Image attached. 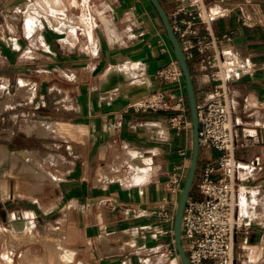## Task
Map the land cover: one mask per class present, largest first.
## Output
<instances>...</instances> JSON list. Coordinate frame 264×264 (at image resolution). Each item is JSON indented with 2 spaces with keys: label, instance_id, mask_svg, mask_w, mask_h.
Wrapping results in <instances>:
<instances>
[{
  "label": "crops",
  "instance_id": "0c3cea01",
  "mask_svg": "<svg viewBox=\"0 0 264 264\" xmlns=\"http://www.w3.org/2000/svg\"><path fill=\"white\" fill-rule=\"evenodd\" d=\"M29 1L23 27L0 25V57L16 61L17 77L39 71L46 79L56 71L57 79L52 86L39 81L36 91L42 107L35 114L15 112L11 117L22 123L10 131L6 143H0L5 148L0 150V162L10 158L8 181L16 189V183H24L30 195L43 194L47 200L43 218L56 210L57 220L72 222L80 231L83 248L65 246L75 250L69 262L49 244L63 264H183L174 221H162L159 213L175 216V197L167 183L175 169L181 173L190 165L192 129L173 130L169 125L173 110L132 107L145 95L166 90L184 97L189 108L185 85H164L155 74L175 59L156 9L150 0ZM160 1L169 15L174 0ZM209 7L220 48H235L256 64L254 75L231 83L230 92L239 121L237 134L250 131L260 138L253 147L238 148L236 156L244 163L259 157L260 173L264 0H209ZM45 15L48 23L43 21ZM23 60L25 67L19 66ZM201 62L199 53L188 62L197 101L208 99L213 88ZM52 92L54 100L49 99ZM180 150H186V156ZM216 154L213 149L202 150L199 160ZM36 183L42 186L37 188ZM43 183L46 187L52 183L51 189ZM246 213L251 219L256 212ZM21 216L32 219L36 229V215L21 212ZM81 250L84 259L78 258ZM234 250L235 264H264V217L236 235Z\"/></svg>",
  "mask_w": 264,
  "mask_h": 264
},
{
  "label": "built area",
  "instance_id": "2783aa9c",
  "mask_svg": "<svg viewBox=\"0 0 264 264\" xmlns=\"http://www.w3.org/2000/svg\"><path fill=\"white\" fill-rule=\"evenodd\" d=\"M169 21L187 61H195L197 53L207 69V80L213 83L208 99L197 101L200 151L213 149L216 155L199 160L191 194L184 215L183 243L191 264H235V237L251 228V222L241 217L239 207L244 195L242 183L254 179L262 167L256 157L244 163L236 156L238 148H250L260 143L256 133L245 131L239 137L238 119L234 117L231 83L252 76L256 64L235 48L222 49L216 34L209 0H174ZM245 14L243 13V18ZM164 85H184L181 69L175 59L156 70ZM132 107L139 111H170L169 125L177 133L192 129L189 108L184 97L174 92L157 90L145 95ZM186 156V150H180ZM181 173L174 170L167 187L175 197L177 207L184 186ZM164 222L174 221V214L159 213Z\"/></svg>",
  "mask_w": 264,
  "mask_h": 264
},
{
  "label": "rangeland",
  "instance_id": "374dc122",
  "mask_svg": "<svg viewBox=\"0 0 264 264\" xmlns=\"http://www.w3.org/2000/svg\"><path fill=\"white\" fill-rule=\"evenodd\" d=\"M30 3L32 2L29 0H0V25L7 27V24H9L11 27H23L25 12ZM38 17L42 19V16ZM43 21H48L46 15ZM6 34H8L7 30ZM1 36L3 34H0V38ZM15 64L16 61L13 62L10 59L0 57V143H6L10 131H16L17 128H20V123L22 122L19 120L16 123L11 119L15 112L31 115L41 109L40 92L39 90L38 92L36 91L41 87L39 81L41 79L49 81V86H52L57 79L56 71L49 78H46L48 80L41 78L39 71H33L31 74L17 77L13 70ZM19 64L21 67L26 66L24 65V60L20 61ZM27 70H34V68ZM53 79L55 80L54 82ZM53 92L49 96L51 100L55 99ZM43 95L47 103L48 97L46 94ZM37 103H39V108L35 109ZM188 170L189 165L187 164L181 172V178L184 181ZM9 176L8 174L6 180L10 179ZM7 183L9 184L6 185V189L9 194L3 197L5 200L0 199V264H63L59 260L56 250L50 245H54L61 250L60 255L62 259H65V262L71 261L75 255V250L65 246L79 249L82 246L81 248H83L80 231L76 229L72 222L62 219L57 220L56 210L52 211L53 214L48 219L43 218L42 215L45 213L47 203V200L42 197L43 194L30 195L28 193L29 189L25 187L24 183H16L17 189L15 184L14 188L11 189L10 182L8 181ZM44 184L46 183H43V186ZM47 184L48 186L46 187L45 185L44 187L51 189L52 183ZM247 184H256L257 186L251 187ZM241 190L245 196L244 199L250 194L258 201L255 205L257 211L254 218H248L249 221L252 222L264 217V167L263 171L255 175L254 179L242 183ZM13 191L14 195L12 196ZM16 194L17 196L14 197ZM31 197L33 198L31 199ZM245 201L243 200V202ZM241 206L239 207L241 217H248ZM15 210H19L17 214L13 213ZM21 212L23 214L31 213L36 215L35 222L37 226L35 230L34 221L32 220L33 224L29 225L31 220H25V216L20 217ZM248 219L246 218L245 220ZM15 221L23 223L17 226ZM67 251H73V253L71 252L72 254L68 255ZM51 253H55L53 259L49 258ZM78 258L84 259L85 251L81 250Z\"/></svg>",
  "mask_w": 264,
  "mask_h": 264
},
{
  "label": "water",
  "instance_id": "95a60500",
  "mask_svg": "<svg viewBox=\"0 0 264 264\" xmlns=\"http://www.w3.org/2000/svg\"><path fill=\"white\" fill-rule=\"evenodd\" d=\"M150 2L156 9L162 21L167 38L172 46L175 55V60L177 61L178 66L182 71L184 85L189 103L190 115H191V122H192L191 160H190L187 177L185 179L184 186L179 198V202L175 213V219H174V238L181 261L183 264H191L183 243L182 226H183L184 210L188 198L191 194L197 167L199 164V157H200V144H199L200 124H199L198 110H197V98H196L194 82L188 61L182 50L181 44L172 29L168 14L160 0H150Z\"/></svg>",
  "mask_w": 264,
  "mask_h": 264
},
{
  "label": "bare ground",
  "instance_id": "6f19581e",
  "mask_svg": "<svg viewBox=\"0 0 264 264\" xmlns=\"http://www.w3.org/2000/svg\"><path fill=\"white\" fill-rule=\"evenodd\" d=\"M113 81V80H112ZM106 83H108V82H106ZM114 83V81L112 82V84ZM105 85V84H104ZM102 87H103V84L101 85ZM30 127V126H29ZM26 128H27V126H26ZM31 128V127H30ZM1 149H3V150H5V148H0V150ZM7 151L8 150H6V154H7ZM2 152V151H1ZM31 153V152H30ZM6 154H5V156H6ZM28 154V153H27ZM35 154V153H34ZM10 155V154H9ZM21 155V154H20ZM18 156H19V154H18ZM31 156V155H30ZM1 157V156H0ZM10 157V156H9ZM21 157H22V155H21ZM10 159V158H9ZM8 156H6V157H4L3 158V160L0 162V197H5V196H7L9 193H8V191H7V189H6V185L7 184H9V183H7L8 182V180H6V177H7V174H8V167L10 166V162H8ZM10 161V160H9ZM27 161V160H26ZM8 164H9V166H8ZM38 183V182H37ZM36 183V185H37V188L39 187V186H42L40 183L39 184H37ZM10 188L11 189H13L14 188V183H10ZM41 189V188H40ZM54 189V188H53ZM35 190H37V189H35ZM34 193H35V191H34ZM14 195V191L12 192V196ZM243 198H245V196L243 197ZM244 200H246L245 202H242V206H241V208H242V210L244 209L245 211L244 212H247V211H251V212H256L257 210H256V207H255V205H256V203L258 202V201H256V199L253 197V196H251L250 194L247 196V198L246 199H244ZM251 214V213H250ZM17 217H18V215H16ZM250 216V215H249ZM24 217V216H23ZM21 219V218H20ZM23 219V218H22ZM25 219H26V217H25ZM19 220V219H18ZM32 220V219H31ZM23 221V220H22ZM16 222V224H17V226L18 225H20L21 224V221H15ZM26 224L28 225V223L26 222ZM33 223H32V221H29V225H32ZM68 253V255H71L72 253H73V251H67ZM72 252V253H71ZM67 259V258H66ZM64 261H65V259H63ZM67 262V261H66Z\"/></svg>",
  "mask_w": 264,
  "mask_h": 264
}]
</instances>
